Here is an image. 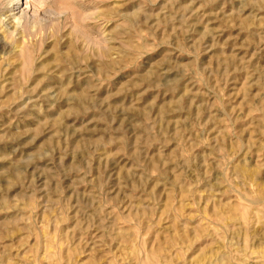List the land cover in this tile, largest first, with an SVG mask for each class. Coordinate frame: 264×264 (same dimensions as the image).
Returning <instances> with one entry per match:
<instances>
[{"label":"rangeland","instance_id":"1","mask_svg":"<svg viewBox=\"0 0 264 264\" xmlns=\"http://www.w3.org/2000/svg\"><path fill=\"white\" fill-rule=\"evenodd\" d=\"M0 264H264V0H0Z\"/></svg>","mask_w":264,"mask_h":264},{"label":"bare ground","instance_id":"2","mask_svg":"<svg viewBox=\"0 0 264 264\" xmlns=\"http://www.w3.org/2000/svg\"><path fill=\"white\" fill-rule=\"evenodd\" d=\"M16 1V7H19V5H23V0H15ZM15 10V8L13 9Z\"/></svg>","mask_w":264,"mask_h":264}]
</instances>
